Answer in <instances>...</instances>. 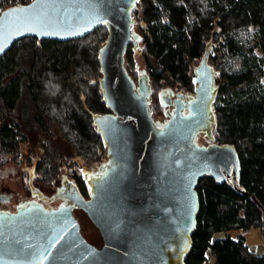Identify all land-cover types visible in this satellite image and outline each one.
Listing matches in <instances>:
<instances>
[{
  "label": "trees",
  "instance_id": "obj_1",
  "mask_svg": "<svg viewBox=\"0 0 264 264\" xmlns=\"http://www.w3.org/2000/svg\"><path fill=\"white\" fill-rule=\"evenodd\" d=\"M29 1L0 0V11ZM131 18L152 116L164 115L163 88L194 91V67L206 54L217 85L211 139L234 145L239 156L240 191L209 175L198 179L199 208L185 263L264 264V253L251 249L244 234L259 227L264 240V0H137ZM107 34L101 24L70 40L24 36L0 56L2 161H16L34 131L43 181L67 171L88 191L82 172L106 150L93 115L109 112L98 82V52ZM124 66L136 79L133 43ZM54 138L65 142L60 150L51 145ZM230 230L240 233L231 236ZM221 231L227 233L217 236Z\"/></svg>",
  "mask_w": 264,
  "mask_h": 264
},
{
  "label": "water",
  "instance_id": "obj_2",
  "mask_svg": "<svg viewBox=\"0 0 264 264\" xmlns=\"http://www.w3.org/2000/svg\"><path fill=\"white\" fill-rule=\"evenodd\" d=\"M136 1L30 0L0 11V56L24 36L70 40L104 24L98 82L109 109L93 115L106 144V166L92 178L84 173L88 197L79 202L102 245L82 235L71 205L25 200L15 212L0 210V264H186L198 179L209 175L241 190L235 146L195 140L200 131H214L217 85L206 54L194 67V93L186 101L176 98L164 122L151 115L150 82L139 78L137 86L126 71Z\"/></svg>",
  "mask_w": 264,
  "mask_h": 264
},
{
  "label": "rangeland",
  "instance_id": "obj_3",
  "mask_svg": "<svg viewBox=\"0 0 264 264\" xmlns=\"http://www.w3.org/2000/svg\"><path fill=\"white\" fill-rule=\"evenodd\" d=\"M135 27L133 26V21L131 24V38L132 42L135 46V60L137 63V70L138 73H136V79H133L134 82L136 83L137 86H140L139 78H141V82H143L145 85H148L149 79L145 73L142 59L139 53V37L137 33L134 31ZM133 78V77H132ZM160 103L162 106H164V116L161 115H156L155 117L163 118V122L165 119H167L170 116V113L173 110L174 107V100L178 97H181L184 101L190 99V94L192 95L194 91H179L175 89H170V88H163L160 90ZM149 105L150 104V99H149ZM152 115V114H151ZM153 117V116H152ZM212 133V132H211ZM210 133V134H211ZM208 134L207 132L200 131L197 134L196 137V142L199 144L207 145L208 143L213 142L211 139V135ZM59 139V140H58ZM58 139H50L51 145L58 150L62 148V146L65 145V142L61 140L60 138ZM39 138L36 132H29V139L26 144H24V153L22 154V160H26L25 158L28 156H34L37 154L39 147H38V142ZM107 162V157L105 156L104 153V158L92 165H90L86 170H85V175L88 178H92L93 175L96 176L97 174L101 173L103 171V164ZM12 163V162H11ZM9 167H4L2 168L0 166V187L3 189L11 190V191H23L22 186V172H25V169L29 168L30 165H16V164H10L8 165ZM106 166V163H105ZM67 182V181H66ZM61 188V186L58 187V189ZM57 189V188H56ZM68 189V187H67ZM4 190V189H3ZM60 190V189H59ZM52 192V191H50ZM92 225V224H91ZM84 236L88 238V241L92 244H99L101 240L100 233L98 229H91L90 226L84 225ZM237 232V230H230L228 233L231 234V236H234ZM227 232L226 231H221L217 233V236H224ZM240 233V232H239ZM245 237H246V242L249 245L251 249H253L256 253H264V240L262 236L261 229L259 227H252L246 232H244Z\"/></svg>",
  "mask_w": 264,
  "mask_h": 264
},
{
  "label": "flooded vegetation",
  "instance_id": "obj_4",
  "mask_svg": "<svg viewBox=\"0 0 264 264\" xmlns=\"http://www.w3.org/2000/svg\"><path fill=\"white\" fill-rule=\"evenodd\" d=\"M28 139L29 136L27 138V141L20 146V156L17 158L16 161L4 162L0 159V166L2 168L9 167V163L20 166L21 164L30 165L29 168L25 169L24 173L22 172L21 187L23 188V191L13 192L11 190L5 189L4 187L3 190L0 187V210H8L11 212H15L17 210L18 205L25 200L36 201L38 203H41V205L45 207H57L61 204H69L71 205L73 215L77 218L79 222V229L83 236L85 233L83 230L84 225L90 226L91 229H97V227L87 216L86 212L81 208V206H79V202L81 201V199H85L88 197V191L85 192L82 190L74 176H70L66 171L60 173V175L55 179L54 182H44L41 174H38L36 160L41 152V146L39 141V150L37 154L34 156H28L25 158L26 160H22V154L25 150L23 147L24 144L28 142ZM82 176H84V172H82ZM59 186H61V188H59L60 190L58 189ZM86 240L88 241V238H86ZM102 243L103 240L100 241L99 244L96 243L95 246L100 247Z\"/></svg>",
  "mask_w": 264,
  "mask_h": 264
},
{
  "label": "bare ground",
  "instance_id": "obj_5",
  "mask_svg": "<svg viewBox=\"0 0 264 264\" xmlns=\"http://www.w3.org/2000/svg\"><path fill=\"white\" fill-rule=\"evenodd\" d=\"M185 110H186V109H185ZM186 112H187V110H186ZM154 123H155V126H156V127H158V126H159V124H160V121H159V119L155 120V122H154Z\"/></svg>",
  "mask_w": 264,
  "mask_h": 264
},
{
  "label": "built area",
  "instance_id": "obj_6",
  "mask_svg": "<svg viewBox=\"0 0 264 264\" xmlns=\"http://www.w3.org/2000/svg\"><path fill=\"white\" fill-rule=\"evenodd\" d=\"M207 262H208V260H207ZM208 264V263H207Z\"/></svg>",
  "mask_w": 264,
  "mask_h": 264
}]
</instances>
